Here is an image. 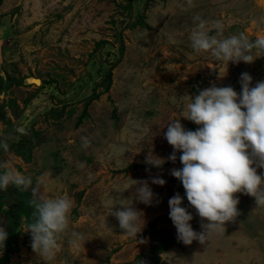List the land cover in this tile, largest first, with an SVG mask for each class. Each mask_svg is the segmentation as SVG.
<instances>
[{"label": "rangeland", "instance_id": "1", "mask_svg": "<svg viewBox=\"0 0 264 264\" xmlns=\"http://www.w3.org/2000/svg\"><path fill=\"white\" fill-rule=\"evenodd\" d=\"M196 16L208 22L210 35L220 21V38L264 36V0H193L191 7L187 0H0V113L8 118L0 120V142L8 144L7 152L0 148V163L31 176L34 187L40 180L38 195L66 196L74 204L70 229L46 261L27 232L31 190L23 191L26 211L12 236L15 204L2 193L0 227L8 238L0 264H154V255L144 253L155 243L161 248L156 264H264V207L254 197L235 194L236 222L204 244L179 241L169 217L168 201L179 193L193 230L203 231L182 183L170 174L182 168L181 153L175 163L167 160L173 153L164 138L168 123L180 119L186 129L198 128L180 117L184 95L213 85L240 93L242 73L251 75L252 87L264 81L262 52L253 50L251 64L195 53L189 35ZM82 137L90 141L87 148ZM148 156L164 159V167L146 163ZM157 177L166 183L153 184ZM131 179L148 181L151 205L136 201L138 185L122 196L112 190ZM109 193L132 198L141 212L137 239L124 235L104 207Z\"/></svg>", "mask_w": 264, "mask_h": 264}, {"label": "clouds", "instance_id": "2", "mask_svg": "<svg viewBox=\"0 0 264 264\" xmlns=\"http://www.w3.org/2000/svg\"><path fill=\"white\" fill-rule=\"evenodd\" d=\"M187 3L191 7L193 0H187ZM194 21L198 23L189 40L195 53H209L227 64H251L256 59L253 50L264 53V36L254 41L243 33L220 38L224 30L220 21L214 22L215 35L209 34L211 29L207 21L199 16L194 17ZM240 84V93L231 86L213 85L199 90L195 96L184 95L187 102L180 117L196 124L197 130H188L180 119H175L168 123L164 133V138L173 148L167 160L175 163L176 153H181L182 168H173L170 174L182 183L190 206L201 218L203 231L196 232L190 224L192 214L181 206L183 198L180 194L176 193L169 199V217L177 230L178 240L185 245L192 244L194 240L204 244L209 235L223 233L226 223H235L240 215L237 193L254 197L256 205L264 207V175L257 172V169H264V81L252 87L251 75L242 73ZM171 99L176 103V97ZM81 139L82 146L87 148L90 141L86 137ZM0 148L7 152L8 144L0 142ZM164 162L159 157L153 160L148 156L146 160L157 168ZM80 166L83 167V163ZM151 182L160 186L166 183L158 177ZM9 185L20 191L31 190L29 205L33 209V220L27 229L31 234V247L37 255L51 261L59 251L61 236L70 229L73 201L66 196L49 199L38 195L40 180L34 187L31 176L0 163V190L6 191ZM135 185H138L136 201L151 205L154 193L148 181L132 180L131 184L116 185L112 190L122 196ZM121 196L107 194L104 207L116 218L124 235L137 239L142 230L139 225L141 212L133 206L132 198ZM72 236L75 240L82 239L76 232ZM7 238V231L0 227V246H4ZM138 241L145 243L142 239Z\"/></svg>", "mask_w": 264, "mask_h": 264}, {"label": "trees", "instance_id": "3", "mask_svg": "<svg viewBox=\"0 0 264 264\" xmlns=\"http://www.w3.org/2000/svg\"><path fill=\"white\" fill-rule=\"evenodd\" d=\"M0 120H2V121L3 120L4 121L8 120V118L6 117V115L3 112L0 113ZM163 167L164 166H161L159 168H157V167H154V168L155 169H160V168H163ZM2 193H4L5 195H8L10 197V199L14 201V204H15L14 206L11 207V213H13V216H14V218H13V227L10 229V234L12 236V234L15 233L18 224L20 223L19 213L23 212V210L26 211V204H25L24 200L21 199L22 196H24V193H23V191L18 190L13 185H9V187L7 188L6 191L0 190V199L2 198ZM155 225L156 224L153 223L150 226V229L151 228H155ZM151 231H154V230L153 229L150 230L149 233H150V237L152 238V240L155 241L157 235L154 232H151ZM157 237L159 238V236H157ZM158 247H159V243H157V244L155 243V244L152 245V248H151L150 252L144 253V254H148L150 256H152V254L154 255V258H155L154 264L158 263V258L156 256H157V254L159 252L158 250L161 249L160 248V249L157 250ZM144 254H142V255H144Z\"/></svg>", "mask_w": 264, "mask_h": 264}, {"label": "bare ground", "instance_id": "4", "mask_svg": "<svg viewBox=\"0 0 264 264\" xmlns=\"http://www.w3.org/2000/svg\"><path fill=\"white\" fill-rule=\"evenodd\" d=\"M29 77V76H28ZM28 82V81H27ZM29 82L31 83H36V84H40L41 83V79L37 78V77H30L29 78ZM29 84V83H28Z\"/></svg>", "mask_w": 264, "mask_h": 264}]
</instances>
